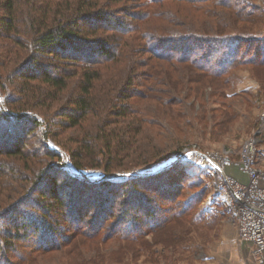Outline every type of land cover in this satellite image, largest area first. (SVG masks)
<instances>
[{
  "label": "trees",
  "instance_id": "trees-1",
  "mask_svg": "<svg viewBox=\"0 0 264 264\" xmlns=\"http://www.w3.org/2000/svg\"><path fill=\"white\" fill-rule=\"evenodd\" d=\"M260 1L0 0V264L57 252L108 264L111 242L136 261L150 245L172 248L174 227L204 220L205 169L178 159L129 172L177 154L193 123L222 136L234 115L199 96L237 65L252 64L264 91ZM35 134L41 148L30 151ZM60 153L104 177H68L52 166ZM166 171L170 187L156 189Z\"/></svg>",
  "mask_w": 264,
  "mask_h": 264
},
{
  "label": "rangeland",
  "instance_id": "rangeland-1",
  "mask_svg": "<svg viewBox=\"0 0 264 264\" xmlns=\"http://www.w3.org/2000/svg\"><path fill=\"white\" fill-rule=\"evenodd\" d=\"M256 2L258 4L261 1L256 0ZM262 3H264V0ZM127 6H130V4ZM262 33H264V28ZM250 58L251 55H247L246 59ZM251 69L252 64L244 62L237 65L225 76L226 81L222 87L219 84L217 89H214L217 91L214 92L212 90V93H210V88H206L200 94V99L196 98L207 100L210 97H215V102L209 100L206 103L207 108L220 110L222 113L226 112L225 118L229 114L234 115L232 119L227 117L226 122L229 128L223 132L222 136L212 137L206 132H202L198 124L193 123L192 131L187 132L190 136L186 137L177 154L173 155L169 160L137 168L134 171L130 170L129 173H152L161 170L169 163L177 161L184 150L206 153L210 151H232V156L235 157L243 143L251 138H255L254 158L259 167L264 169V91L262 90L261 92L260 85L255 80L256 78L253 76ZM184 75L185 72L180 71L178 79L185 81ZM260 76L262 77L261 74ZM188 79L194 80L190 76H188ZM222 94H225L227 98L222 99ZM189 103L192 105L194 112L199 111L200 104L198 101L191 100ZM187 107L189 108L188 105ZM10 140H6L5 143ZM38 141L39 137L36 134L30 137L26 143L27 149L38 151L41 148V146H38ZM188 161L193 164L191 158ZM52 166L62 170L68 177L82 178L88 183H96L104 177L101 170L79 171L75 169L64 153H60V156L52 162ZM168 174L169 172L166 171L162 173L161 177L154 180L156 182L155 185H158L156 189L165 190L164 186L170 187L168 183L167 185L165 184ZM211 181L212 179L208 175L206 179V195L198 204L200 212L204 210L207 212V215L203 216L205 221H191L190 219L185 226L186 231L185 229L179 231L177 227H174L173 235L177 236L175 237L177 240L172 248L163 249L150 245V250L147 247V250L141 251L140 257L136 261H131V253L128 247L111 242L107 250L103 247L105 251L102 256L105 260L109 259L112 261L108 262V264H254L256 261L253 263L252 252L250 248L246 247L249 244H240L237 239L233 217L224 211L220 205H217L218 211L212 209L216 202L211 196ZM160 184L161 186H159ZM191 192H188V194L190 195ZM165 193L164 191V197L167 194ZM145 196L151 199L148 202L149 205H156L157 199L154 198V194H145ZM146 239L151 244V235H148ZM82 249L85 251V248ZM162 254L165 256L162 257ZM83 255L87 260L89 258L96 259L90 251L84 252ZM70 257H72V254L57 252L41 259L38 257L36 263L33 264H70ZM115 261L119 262L116 263Z\"/></svg>",
  "mask_w": 264,
  "mask_h": 264
},
{
  "label": "built area",
  "instance_id": "built-area-1",
  "mask_svg": "<svg viewBox=\"0 0 264 264\" xmlns=\"http://www.w3.org/2000/svg\"><path fill=\"white\" fill-rule=\"evenodd\" d=\"M254 144L255 138L246 140L235 157L232 151L184 150L178 159L191 158L208 172L216 202L212 209L220 205L233 217L238 241L252 245L254 260L264 264V170L254 158Z\"/></svg>",
  "mask_w": 264,
  "mask_h": 264
},
{
  "label": "crops",
  "instance_id": "crops-1",
  "mask_svg": "<svg viewBox=\"0 0 264 264\" xmlns=\"http://www.w3.org/2000/svg\"><path fill=\"white\" fill-rule=\"evenodd\" d=\"M236 156H237V154H236ZM259 166V165H258ZM262 169V168H261ZM264 170V169H263ZM242 180H243V177H240ZM240 243V242H239ZM240 244H244V243H240ZM246 247H248V248H250V250H251V252H252V245H246ZM252 256V255H251ZM252 258H253V256H252ZM254 259V258H253ZM255 262V260L253 261V263ZM254 264H258L257 262H255Z\"/></svg>",
  "mask_w": 264,
  "mask_h": 264
}]
</instances>
